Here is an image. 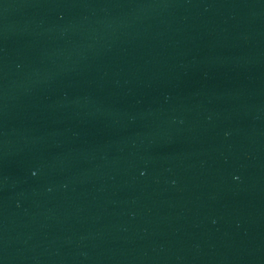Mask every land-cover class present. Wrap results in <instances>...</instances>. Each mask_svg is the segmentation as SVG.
<instances>
[{
	"label": "water",
	"instance_id": "water-1",
	"mask_svg": "<svg viewBox=\"0 0 264 264\" xmlns=\"http://www.w3.org/2000/svg\"><path fill=\"white\" fill-rule=\"evenodd\" d=\"M64 0H0V91Z\"/></svg>",
	"mask_w": 264,
	"mask_h": 264
}]
</instances>
